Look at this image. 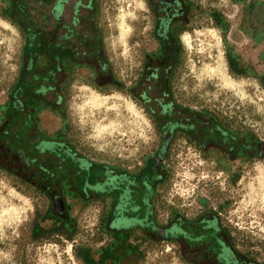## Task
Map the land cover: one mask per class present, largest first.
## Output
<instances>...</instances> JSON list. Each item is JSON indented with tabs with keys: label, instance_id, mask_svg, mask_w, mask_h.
I'll return each mask as SVG.
<instances>
[{
	"label": "rangeland",
	"instance_id": "rangeland-1",
	"mask_svg": "<svg viewBox=\"0 0 264 264\" xmlns=\"http://www.w3.org/2000/svg\"><path fill=\"white\" fill-rule=\"evenodd\" d=\"M94 3L102 53L115 82L96 83L79 67L55 113L57 124L85 157L136 172L155 155L161 139L152 114L134 94L146 59L155 53L150 2ZM190 3L191 21L184 28V48L171 84L176 101L241 137L264 142V0ZM7 7V0H0V115L17 81L25 44ZM227 12L237 15L234 28L240 48L227 40L233 25ZM216 29L228 77L240 82L241 90L201 72L202 63L213 55L205 34ZM162 167L165 177L155 199L160 219L171 210L189 215L214 212L240 246L264 259V204L248 197L249 188L257 186L259 170H264L263 158L204 153L178 136ZM67 198V220H61L42 190L0 167V210L9 211L0 219V264H85L82 253L90 255L93 264H191L181 257L176 243L149 241L138 233L113 238L104 228L103 201ZM34 227L43 229L41 236H33ZM106 245L115 254L98 259Z\"/></svg>",
	"mask_w": 264,
	"mask_h": 264
},
{
	"label": "flooded vegetation",
	"instance_id": "flooded-vegetation-1",
	"mask_svg": "<svg viewBox=\"0 0 264 264\" xmlns=\"http://www.w3.org/2000/svg\"><path fill=\"white\" fill-rule=\"evenodd\" d=\"M58 1L64 5L49 14L54 19L55 43L23 50L17 81L0 115V167L42 190L61 220H67V197L97 199L103 201L104 228L113 238L138 233L149 241L176 243L181 257L191 264H264V259L240 246L214 212L189 215L171 210L164 219L158 213L155 199L165 177L162 163L176 137L188 139L204 153L264 159V142L241 137L175 99L172 77L184 48V28L191 21L190 0H149L155 53L146 59L134 91L141 101L148 100L161 139L155 155L136 172L85 157L61 134L55 113L62 108L66 86L79 67L96 83L115 80L100 43L93 39L86 13L72 6L77 0ZM106 248L109 245L98 259L115 254ZM80 258H85L83 253Z\"/></svg>",
	"mask_w": 264,
	"mask_h": 264
},
{
	"label": "trees",
	"instance_id": "trees-1",
	"mask_svg": "<svg viewBox=\"0 0 264 264\" xmlns=\"http://www.w3.org/2000/svg\"><path fill=\"white\" fill-rule=\"evenodd\" d=\"M8 7L6 8V14L17 24L20 30L25 36V44L23 50H35L41 49L44 46H52L55 43V33L53 26V17L49 14H53L59 8V5H64L58 0H7ZM74 10L84 11L88 21L93 26V39L95 42L100 43V33L95 26V3L94 0H77L72 3ZM230 67L235 70L233 62L228 59ZM134 94H137L134 91ZM147 95V94H146ZM145 95V96H146ZM148 98V97H147ZM147 99L142 103L150 111L146 105ZM43 229L41 227H34L32 234L34 237L41 236ZM85 258L83 259L86 264H93V260H88L86 254L83 253Z\"/></svg>",
	"mask_w": 264,
	"mask_h": 264
},
{
	"label": "bare ground",
	"instance_id": "bare-ground-1",
	"mask_svg": "<svg viewBox=\"0 0 264 264\" xmlns=\"http://www.w3.org/2000/svg\"><path fill=\"white\" fill-rule=\"evenodd\" d=\"M226 17L229 20L233 21V25H231L229 31L227 32V40L230 43H232L235 47L240 48L241 40H239V37L236 36L235 28H234L235 25H237L238 23L237 15L233 14L232 12H227ZM205 35L206 37L209 38L211 42L209 50L213 53V55L208 61L202 63L201 65L202 74L217 78L227 86H237L238 89L241 90L242 84H240V82H232L228 77L226 70V61L222 55V46L219 40L217 29L210 30ZM205 35L204 38L206 39ZM206 41H208V39ZM48 119L49 116L44 115V120L48 121ZM256 181H257V186L256 187L251 186L249 188L248 197L253 202L259 201L261 204H264V170L263 169L259 170ZM7 214H9V211L0 210V219L5 218ZM2 225L3 224H1V226Z\"/></svg>",
	"mask_w": 264,
	"mask_h": 264
}]
</instances>
